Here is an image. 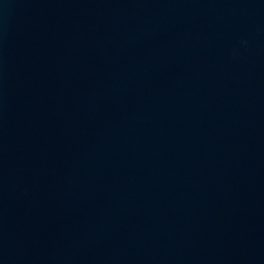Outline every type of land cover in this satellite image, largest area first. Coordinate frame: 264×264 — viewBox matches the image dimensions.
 I'll return each instance as SVG.
<instances>
[{
	"label": "water",
	"instance_id": "water-1",
	"mask_svg": "<svg viewBox=\"0 0 264 264\" xmlns=\"http://www.w3.org/2000/svg\"><path fill=\"white\" fill-rule=\"evenodd\" d=\"M0 264H264V0H0Z\"/></svg>",
	"mask_w": 264,
	"mask_h": 264
}]
</instances>
